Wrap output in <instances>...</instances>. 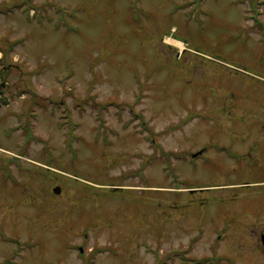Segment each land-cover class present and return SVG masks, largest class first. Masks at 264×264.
<instances>
[{"label": "rangeland", "instance_id": "obj_1", "mask_svg": "<svg viewBox=\"0 0 264 264\" xmlns=\"http://www.w3.org/2000/svg\"><path fill=\"white\" fill-rule=\"evenodd\" d=\"M263 29L264 0H0V264H247Z\"/></svg>", "mask_w": 264, "mask_h": 264}, {"label": "flooded vegetation", "instance_id": "obj_2", "mask_svg": "<svg viewBox=\"0 0 264 264\" xmlns=\"http://www.w3.org/2000/svg\"><path fill=\"white\" fill-rule=\"evenodd\" d=\"M238 222L240 230L237 235L225 230V259L238 253L237 261L264 264V210L245 211Z\"/></svg>", "mask_w": 264, "mask_h": 264}, {"label": "bare ground", "instance_id": "obj_3", "mask_svg": "<svg viewBox=\"0 0 264 264\" xmlns=\"http://www.w3.org/2000/svg\"><path fill=\"white\" fill-rule=\"evenodd\" d=\"M167 42H168V44H170L172 46H176L177 48H179L182 51L185 49L184 45L182 43H180L179 41H175L173 39H170V41H167Z\"/></svg>", "mask_w": 264, "mask_h": 264}, {"label": "water", "instance_id": "obj_4", "mask_svg": "<svg viewBox=\"0 0 264 264\" xmlns=\"http://www.w3.org/2000/svg\"><path fill=\"white\" fill-rule=\"evenodd\" d=\"M54 193L57 194V195H59L61 193V189L58 188L57 190H54Z\"/></svg>", "mask_w": 264, "mask_h": 264}]
</instances>
